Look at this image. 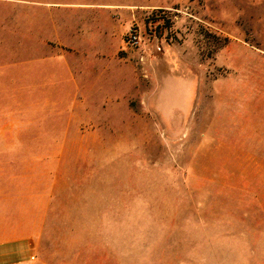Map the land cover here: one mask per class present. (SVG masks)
<instances>
[{"label":"rangeland","instance_id":"obj_1","mask_svg":"<svg viewBox=\"0 0 264 264\" xmlns=\"http://www.w3.org/2000/svg\"><path fill=\"white\" fill-rule=\"evenodd\" d=\"M116 1L71 51L0 0V264H264V0Z\"/></svg>","mask_w":264,"mask_h":264},{"label":"crops","instance_id":"obj_2","mask_svg":"<svg viewBox=\"0 0 264 264\" xmlns=\"http://www.w3.org/2000/svg\"><path fill=\"white\" fill-rule=\"evenodd\" d=\"M27 4L28 29L30 34L33 31L37 42L45 44L49 41L71 51L81 50L85 44L99 46L104 43L116 29L112 14L124 5L116 0H28ZM63 68L71 76L74 75L73 67L67 62ZM44 221L45 214L40 215L35 236L41 234ZM20 255L8 264H30L28 255Z\"/></svg>","mask_w":264,"mask_h":264},{"label":"built area","instance_id":"obj_3","mask_svg":"<svg viewBox=\"0 0 264 264\" xmlns=\"http://www.w3.org/2000/svg\"><path fill=\"white\" fill-rule=\"evenodd\" d=\"M129 42L131 45H137L139 42V36L136 35L135 33H130L129 38H128Z\"/></svg>","mask_w":264,"mask_h":264},{"label":"trees","instance_id":"obj_4","mask_svg":"<svg viewBox=\"0 0 264 264\" xmlns=\"http://www.w3.org/2000/svg\"><path fill=\"white\" fill-rule=\"evenodd\" d=\"M163 9H159V11H162ZM157 19H159L158 17H152V21L151 22H154V21H156Z\"/></svg>","mask_w":264,"mask_h":264}]
</instances>
